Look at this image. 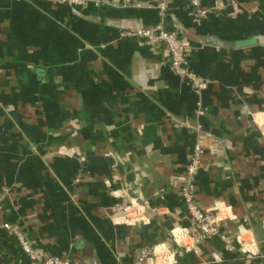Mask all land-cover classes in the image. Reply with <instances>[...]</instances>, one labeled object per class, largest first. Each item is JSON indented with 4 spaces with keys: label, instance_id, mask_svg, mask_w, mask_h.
Segmentation results:
<instances>
[{
    "label": "crops",
    "instance_id": "crops-1",
    "mask_svg": "<svg viewBox=\"0 0 264 264\" xmlns=\"http://www.w3.org/2000/svg\"><path fill=\"white\" fill-rule=\"evenodd\" d=\"M136 1L0 0V219L81 264H131L147 244L176 264H264V0H200L212 9L203 17L187 0ZM160 19L189 40L201 93L162 42L121 33ZM205 131L191 190L203 208H228L219 228L230 249L219 236L183 245L195 229L180 188ZM122 193L145 217L113 216ZM0 251L2 264H30L4 229Z\"/></svg>",
    "mask_w": 264,
    "mask_h": 264
},
{
    "label": "built area",
    "instance_id": "built-area-1",
    "mask_svg": "<svg viewBox=\"0 0 264 264\" xmlns=\"http://www.w3.org/2000/svg\"><path fill=\"white\" fill-rule=\"evenodd\" d=\"M50 1L63 2L70 6H85L90 2L95 4L100 2V0ZM123 2L140 4V2L136 0H123ZM187 4L190 7L191 12L196 16L203 17L212 11V9L202 6L200 4V0H187ZM156 7L158 9L159 16L163 18L167 11L166 2H159ZM121 33L143 37L147 42L152 44L162 42L167 51L168 61L171 68L180 76L188 78L191 81L192 87L196 93H201L206 87V80L199 75L193 66L188 64L187 56L190 47L189 40L185 38L178 30L166 28L163 24V20L160 19L159 21L149 25L126 28L123 29ZM196 112L198 114H202L204 112L201 97H199L196 101ZM185 124L192 126V124L188 121H186ZM193 127L196 130L202 129V125L198 121L193 124ZM210 138L211 133L209 131H205L203 137L200 136L196 141H194L186 165L184 183L180 188V194L185 203L187 214L195 229V233L189 234V241L183 244L186 250H198L199 242L218 236L223 239L224 247L226 249L233 247V243L230 242L225 237V235L220 232L219 228L222 219H224L226 214L229 212L228 208H226L224 205L218 204L212 208H203L191 190V183L196 177L197 171L201 165L205 148H211V146L207 143ZM120 196V200L113 208L115 212L113 216H115L116 213L122 214L128 222H133L136 219L145 217L143 208L136 198L131 197L126 193H122ZM2 229L12 233L17 238L19 247L28 257L30 264H81V262L76 258L70 256L61 257L56 254L48 253L41 248L33 247L30 239L24 232L15 228L10 222L0 219V232ZM240 235L241 234L238 235L240 249L246 256H252L254 254V250L250 246V241L240 239ZM211 257L215 261L221 259V255L216 249L211 251ZM0 264H2L1 251ZM131 264L176 263L173 258V250L169 249L167 246L163 244H147L139 248Z\"/></svg>",
    "mask_w": 264,
    "mask_h": 264
},
{
    "label": "water",
    "instance_id": "water-1",
    "mask_svg": "<svg viewBox=\"0 0 264 264\" xmlns=\"http://www.w3.org/2000/svg\"><path fill=\"white\" fill-rule=\"evenodd\" d=\"M212 39H213V38H212ZM222 41H223V43L226 42V41L220 39V40H216V41H214L213 43H215V44L217 45V44L221 43ZM229 42L232 43V44H234V45H235V43L238 44V45L241 44V43H244V42H242V41H237V42H233V41L231 42V41H229Z\"/></svg>",
    "mask_w": 264,
    "mask_h": 264
}]
</instances>
